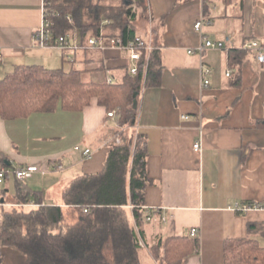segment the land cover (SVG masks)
I'll use <instances>...</instances> for the list:
<instances>
[{"label": "crops", "instance_id": "crops-1", "mask_svg": "<svg viewBox=\"0 0 264 264\" xmlns=\"http://www.w3.org/2000/svg\"><path fill=\"white\" fill-rule=\"evenodd\" d=\"M99 1L109 14L122 2L132 8L134 18L125 13L122 21H130L135 37H144L160 56L159 82L145 84V70L137 94L135 131L146 140L150 179L144 205L160 209L151 221L144 220L142 235L133 206L127 207L140 236L141 260L170 264L156 260L149 246L159 238L190 235L194 227L199 229V247L181 264H225V241L231 238L252 237L264 247V65L246 47L251 41L264 47V0ZM43 2L0 0V80L19 66L68 70L60 48L41 47L36 41ZM199 20L202 29L196 31ZM73 25L68 34L85 45L76 20ZM204 36L223 41L225 47L198 50ZM71 66L85 70V79L103 82L121 80L122 69L131 68L132 61L125 49L87 48L76 53ZM117 123L97 102L83 110L59 106L13 119L0 116V156L12 167L37 165L41 173L24 181L39 192L41 205H60L72 217L63 191L75 178L105 169L113 141L109 131ZM197 141L202 144L199 153L193 149ZM77 147L92 148L93 156L84 158ZM16 183L13 178L0 184V222L15 202ZM245 202L262 207L233 209ZM37 204L32 199L29 206ZM0 252L2 264H28L27 256L13 246Z\"/></svg>", "mask_w": 264, "mask_h": 264}, {"label": "trees", "instance_id": "trees-1", "mask_svg": "<svg viewBox=\"0 0 264 264\" xmlns=\"http://www.w3.org/2000/svg\"><path fill=\"white\" fill-rule=\"evenodd\" d=\"M48 2L54 12L53 28L59 35L72 31L74 25L66 20V15H72L84 42L101 32L106 37H121L125 43L135 39L130 21L121 19L125 13L129 20L134 18L132 8L123 2L113 7L111 14L99 0ZM107 19L109 23H104ZM146 56L143 51L136 74L126 66L121 80L111 82L87 80L83 77L85 70L74 66L66 70L38 65L19 66L0 80L3 118L51 112L59 106L83 110L97 102L107 109V116L115 111L118 124L127 128L121 131V143L110 144L102 172L83 174L64 189L63 198L74 212L72 217L60 205H41L39 192L16 179L15 202L2 213L0 251L3 246H13L27 256L28 264H148L141 260L140 236L127 213V207L132 205L144 235V189L150 182L146 140L140 133L135 138L131 130L138 120L135 101L144 84L145 70L148 86L159 82L161 71L158 49L151 51L148 60ZM0 161L7 164L1 156ZM8 191H2L4 197ZM32 199L38 203L36 207L29 206ZM198 247V239L185 235L159 238L149 249L162 263L181 264ZM224 254L225 264H264V247L252 237L227 239ZM2 260L0 252V264Z\"/></svg>", "mask_w": 264, "mask_h": 264}, {"label": "built area", "instance_id": "built-area-1", "mask_svg": "<svg viewBox=\"0 0 264 264\" xmlns=\"http://www.w3.org/2000/svg\"><path fill=\"white\" fill-rule=\"evenodd\" d=\"M53 9L50 7L48 0L43 2V22L41 27L36 32L35 38L37 43L41 47H57L60 48L65 61L73 63L76 61V53L81 49L87 48H96V49H105L108 47L120 48L128 51L130 59L132 61L131 73L136 74L138 72V64L142 59V52L147 53V59L152 51V47L149 42L145 40L142 36H136L134 40H131L128 43H125L121 37H106L103 33L97 37H91L88 42L84 45L78 38L71 36L70 34L59 35L56 30L53 28ZM66 20L70 24H74L75 20L72 15H66ZM196 31H201L202 21L199 20L194 24ZM225 43L223 41H214L211 40L208 36L203 37V44L198 47V50L203 51L206 48L211 49H223ZM247 49H252L256 51L257 62L260 65H264V47L259 44L257 41H251L246 45ZM192 52V51H191ZM2 61V53L0 51V63ZM230 71L227 72L230 75ZM109 82L112 81L111 78L108 79ZM209 80L205 81V84H208ZM108 116L115 118V111L108 113ZM187 117V116H185ZM125 130V126H121L117 123L114 129L109 131V136L112 137L115 143H121V131ZM79 151L82 152L84 158H91L93 156L92 148H82L77 147ZM196 153H199L202 150V144L200 141H197L193 147ZM57 169L63 168L62 164H57L55 166ZM41 169L37 165H26L20 167H12L8 164H5L0 161V184H7L13 178L17 180H25L32 177L35 173L40 172ZM262 207L260 204L255 203H236L233 207L235 211L246 212L253 208ZM146 210L145 220L151 221L153 219L155 211L160 209L150 208L144 206ZM154 212V213H153ZM163 222H167L168 218L165 215H162L160 218ZM199 229L194 227L190 231V236L196 238L198 236Z\"/></svg>", "mask_w": 264, "mask_h": 264}, {"label": "rangeland", "instance_id": "rangeland-1", "mask_svg": "<svg viewBox=\"0 0 264 264\" xmlns=\"http://www.w3.org/2000/svg\"><path fill=\"white\" fill-rule=\"evenodd\" d=\"M68 63V67L70 68V66L72 65V63H70V62H67ZM66 63V64H67ZM79 63V62H78ZM73 65H75V64H73ZM68 68V69H69ZM127 128L125 127V130H126ZM132 132H134V134H135V138H137V136H138V133L135 131V127L131 130ZM61 171H64V170H57V172H61ZM41 173V172H40ZM13 193H14V186H11V188H10V192H9V194L10 195H13ZM145 253V252H144Z\"/></svg>", "mask_w": 264, "mask_h": 264}, {"label": "water", "instance_id": "water-1", "mask_svg": "<svg viewBox=\"0 0 264 264\" xmlns=\"http://www.w3.org/2000/svg\"><path fill=\"white\" fill-rule=\"evenodd\" d=\"M137 95V94H136ZM135 106H137V101H135ZM2 201H4V199H2Z\"/></svg>", "mask_w": 264, "mask_h": 264}]
</instances>
